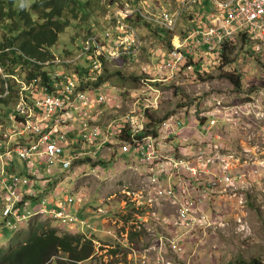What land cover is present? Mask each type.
Masks as SVG:
<instances>
[{
    "label": "rangeland",
    "instance_id": "obj_1",
    "mask_svg": "<svg viewBox=\"0 0 264 264\" xmlns=\"http://www.w3.org/2000/svg\"><path fill=\"white\" fill-rule=\"evenodd\" d=\"M34 1L36 0H15L18 5H31ZM81 1L83 3L85 0ZM92 1L94 8L88 5L90 15L87 21H84V14L81 13L80 19L68 27L66 32L59 37L58 44L52 48L56 56L55 60L43 65L46 64L44 68L49 72H56L62 67L61 70L71 73H75L77 69L79 73L83 69L87 70L89 74L104 71L105 78L109 80L106 85L101 87L93 78V82H87L83 86L89 95L88 100L76 98L71 101L69 107L68 105L64 107L65 110L72 108L76 118L60 127L67 135L66 142L69 143L67 152L61 158L72 159L77 147L83 151L90 149L87 138L96 127L103 129L104 136L96 143L97 150L92 154L94 158L84 155L78 159L79 161H73V168H65L63 162L48 161L45 156H42V159L33 160L21 158L18 160L19 164L16 168L18 174L15 175L27 178L28 172H30L28 166H33L35 175L41 177L50 176L48 170L52 169L54 171L52 177L55 178L53 186H55V182L59 181L60 187L64 189L63 194L53 197V200L63 202L65 207L69 208L71 213L79 219L84 218L89 221V226L80 225L65 229L62 223L48 214L50 210L47 208L50 204L48 202L45 209L48 210L47 213L27 218L17 228L7 227V223L12 222L10 218L3 219L2 224L5 223L6 227L0 229V248H9L10 243L21 245L28 238L31 224L43 222L45 225L60 230L59 234H80L85 239H93L96 258L88 260L86 264H150L158 256L157 250L146 247L147 249L144 250L146 253H139L130 250L129 245L135 243L138 248L150 246V229L155 231L165 229L162 214H166L167 208L146 207L128 194L129 190L143 185L144 165L138 164L131 152H125L121 147L123 146L122 139L130 138L131 134L126 133L125 129L119 133L118 128L122 120L119 122L117 120L135 108L140 109V95H147L153 101L156 97L155 93H160L159 108L152 112L156 113L155 117L148 116L145 123L142 116L133 117L131 120L133 133H135V129L141 130L146 124L149 128L148 137L157 143L156 146L161 143L160 147H162L166 143L167 136L163 123L167 119L170 121L172 118L177 119L175 115L179 114L183 119L189 118V120L178 134L181 137H186L189 144L198 148L200 144L193 137L198 134L194 119L201 114H210L215 110L218 118L216 117L212 134L217 150L224 151L226 156L229 154L236 156L238 153L241 157H246L250 165L249 168L255 167L258 172L256 178L244 177L241 179L236 193L237 198L228 188L225 193L216 197L214 203L206 205L220 206L230 202L229 199H234L235 202L241 200L240 205H234L236 209L232 210L230 206H220L218 209L225 210L226 214L232 212L235 223L232 217L229 222L235 225L233 226L235 229H240V226L244 225L247 228L248 237L234 235L233 228L230 226L225 229L221 227L220 230L217 229V232L214 229L208 233L200 231L193 242L188 240V246L184 250L187 253L196 252L194 257L188 258V255H185L186 258H181L176 255L170 262L173 264H264V100L257 96L258 90H264V84H262V80H264V49L257 52L253 43L249 42L246 45L236 42V44H231L227 50L228 60L231 63L225 65L224 61L221 67H217V63L212 57L204 56V66L213 62V65L207 68V74L202 75L199 79H193L187 73L179 72L176 78L156 87L160 90L159 92L153 91L158 82L148 81L147 78H156L155 65L164 64L163 60H169V51L178 44L177 40L180 39V36L187 34L193 26L207 24L206 22H209L207 18L212 13V16L220 18V12L214 9L213 0ZM14 6L16 7L15 3ZM204 11L207 14L202 15ZM163 12L177 14V18L180 16L179 23L172 29L175 31L173 34L159 31L142 21V17L137 16L138 13H141L145 19L155 23V27H163L162 24L154 20ZM123 14L134 17V24L127 21ZM123 27H126L127 30H123ZM122 33L124 37L121 38ZM1 35L0 43L3 38ZM89 39H95L93 40L95 43L98 41L101 46L97 44V48L101 47L102 51L107 52L106 54L111 53L112 60H106L102 68L96 69V71L89 67L92 63H88L84 56L87 48L91 44H95L90 43ZM233 46L236 48L231 49ZM171 47L172 49H170ZM187 56L192 57L187 62L197 63L199 61V58L194 59L191 51L187 53ZM192 67L194 70L201 69L200 66L192 65ZM20 69L26 71L24 68ZM1 71L0 68V75L4 74L7 78V75ZM52 72L49 73L51 80L55 75ZM226 73L241 75L245 85L256 88L251 92L253 97L240 93L234 83L228 79ZM94 75L92 74V76ZM19 83L20 87L15 82L5 87L6 91H9L16 84L14 94L11 93V95L17 97L15 99L4 97L3 102H0L2 105L0 115H3L0 116V147L4 150L7 149L11 134L16 130L12 121L8 120L17 114V111H23L25 104L29 108H34L32 102L26 99L27 93L34 97L33 91H28L32 83L27 79H22ZM24 88L27 89L23 90ZM19 89L21 90L20 98L17 94ZM37 95L39 96V94ZM101 95H105L107 100H101ZM5 100L9 103L3 106ZM87 101L94 103L92 106L91 104L84 105ZM36 102L37 100L35 105ZM142 107L144 108L145 104ZM110 108L111 110H109ZM102 111L107 114L100 116ZM211 118L210 116L205 117V123ZM74 128L81 133L77 140L72 137ZM108 135L109 138H107ZM21 137L24 138L20 135L16 138L23 140ZM138 137L143 136L138 134ZM27 141L33 142L34 139L28 137ZM20 148H24V145ZM12 156L9 155L10 158ZM14 157L17 158V156ZM230 159L233 163L230 162L229 171L235 175L237 172H234L231 166L236 164L237 159ZM6 161L7 156L0 154V179L1 174L3 175L5 171ZM7 177L9 178L8 175ZM43 180L44 178L39 179L38 182ZM80 186L85 188L82 196L77 193ZM65 195L72 197L73 201L64 202ZM45 197L50 198L49 194L42 193L38 198L33 199L29 204L30 209L35 204H43ZM205 197V192L201 190L203 201ZM25 198L24 196L23 203H27ZM80 198L84 203V211L75 210ZM3 201L5 199L0 197V217H2L1 204ZM86 207L89 208V211ZM99 207L104 210L102 209L100 212ZM107 209H109L108 213L105 212ZM209 210V208L206 209V211ZM251 221L254 225L251 224ZM77 228L78 230H76ZM211 232H214L215 235L213 236ZM201 236L204 239L199 241ZM152 244H157V242L152 240Z\"/></svg>",
    "mask_w": 264,
    "mask_h": 264
},
{
    "label": "built area",
    "instance_id": "obj_2",
    "mask_svg": "<svg viewBox=\"0 0 264 264\" xmlns=\"http://www.w3.org/2000/svg\"><path fill=\"white\" fill-rule=\"evenodd\" d=\"M213 2L222 11L220 12L221 20L219 24L218 18L208 30L193 33L185 41L177 40L178 44L174 45L171 50L169 60H163L164 64L155 65L156 78H147L148 81L155 80L158 82L153 91L159 92L160 90L156 89V87L176 78L179 72H185L195 78L197 70H194L192 66L189 68L185 67L186 64L184 63L190 59L187 56L189 51L192 52L194 57L200 56L201 53L196 51L197 49H202L203 45L208 48L206 54L212 56L226 42H232L239 34H243L250 39V43L254 44L257 52L264 49V0H213ZM176 16L178 17L177 14L163 12L161 15L156 16L154 20L169 27V29H173L177 21ZM123 30L126 31L127 28L123 27ZM93 40L95 39H91L89 42L95 43ZM189 40L192 42L190 46H188ZM97 44H99L98 41L95 44H91L87 51H93L97 55L96 69H100L103 65L100 62V57L109 55L111 59V53L106 54L107 52L102 51L101 47H99L101 46L100 44L97 48ZM208 65H213V62ZM0 68L2 69V67ZM1 73H4L3 69ZM54 74V79L50 80L46 89L51 90L54 87L56 92L39 93L34 108H29L25 104V109L19 115L15 114L9 119L16 130L11 134L10 141L7 143L8 156H12L16 152L21 158L28 159L33 152H36L37 156L41 158L45 156L48 161H54L59 160L65 153L67 135L63 133V128L60 127L69 119H73L74 113L72 108L65 110L64 107L67 105L69 107L71 101L76 98L88 100L89 95L84 89L77 94L78 86L76 80H67V77L62 79L64 73L61 71ZM35 83L36 81H33L31 86L37 91ZM11 93L12 90L10 89L0 97L8 98ZM155 94L156 97L153 101L147 95H140V109L137 110L135 108L120 116L117 120L118 122L122 120L118 128L119 133H122L127 126L131 128L130 138L123 140V150L127 153L131 152L136 162L144 165L143 185L129 190L128 194L140 204L167 208L166 214H162L165 229L161 231L150 229V246L138 248L135 243H131L129 248L139 253H146L144 250L148 247L150 249L153 248V250H157L158 256L150 264H173L170 260L176 255L181 258L185 257V255H188V258L194 257L195 252L187 253L184 250L188 246V240L193 242L197 237L195 233L200 231L208 233L210 230H217L219 227H224L228 224V221L220 215L218 207L230 206L233 210L236 209L234 205H240L241 200L235 202L234 199H229L231 203L228 202L220 206H216V204L215 206L206 205L214 203L216 197L225 193L228 188L236 196L241 179L244 177L249 179L256 178L258 172L255 167L249 168L250 165L246 157H241L238 153L236 156L232 154L226 156L223 153L224 151L217 150L212 134L216 117L218 118L215 110L210 114H201L194 119L198 134L193 135V137L200 144L198 148L189 144L186 137H181L178 134L189 120V118L183 119L179 114L175 115L177 119L172 118V121L167 119L163 123L167 136L165 138L166 143L162 147H160L161 143L156 146L157 143L148 137L149 128L146 124L141 130L135 129V133H133L132 118L142 116L145 123L150 111L152 112L159 107L161 94ZM257 96L264 100V90H258ZM100 99L107 100V97L101 95ZM149 102L152 103L148 104ZM143 104H145L144 108L142 107ZM150 108L153 109L150 110ZM208 116L212 118L205 123V117ZM100 132L101 129L98 128L95 135ZM138 134L143 137L139 138ZM19 135L27 139L28 137L38 139V142L33 145L32 141H27V145L24 148H20L22 146L20 145L15 150L9 149L11 142ZM90 138L94 139L92 136ZM107 138H109V135ZM84 154L80 152L75 155L74 159L65 160V168H69L75 159H79ZM230 158L237 159L236 164L231 166V169L237 172L235 175L229 171V164L230 162L233 163ZM22 180V176H15L14 179H9L5 171L3 175L1 174L0 197H3L5 201L1 204L2 217H0V226L2 218L15 219L13 227L17 228L27 218L47 213L48 211L45 210L46 204L53 197H45L43 204L36 207L33 206L32 209L27 203H23L24 196L32 198L33 201V199L38 198L42 194L41 191L43 189L25 192L22 190V186L26 185L27 181ZM201 190L206 195L204 201L201 199ZM77 193L82 195L84 192L78 189ZM72 201L73 199L70 196H67L64 200V202ZM205 206L210 210L206 211L207 208ZM102 209L99 207L98 210L102 212ZM105 212L108 213L109 209ZM48 214L66 228L79 227L80 225L89 226V221L84 218L79 219L71 213L69 208L65 207L63 202H60L59 207L49 210ZM13 219L11 220L13 221ZM7 224L9 226L11 222ZM238 230L247 232L244 225H241ZM199 238V241L204 239L203 236ZM152 240L157 242V244L153 245Z\"/></svg>",
    "mask_w": 264,
    "mask_h": 264
},
{
    "label": "trees",
    "instance_id": "obj_3",
    "mask_svg": "<svg viewBox=\"0 0 264 264\" xmlns=\"http://www.w3.org/2000/svg\"><path fill=\"white\" fill-rule=\"evenodd\" d=\"M14 3L16 4V7L14 6ZM88 5L91 8H94L92 0H85L83 3L81 0H36L31 5H18L15 0L0 1V35L2 34L1 36H3L2 42L0 43V64L7 74V78L3 74L0 75V84L2 85L0 94L5 93L6 85H12V82H15L17 86L20 87L19 80L22 79H27L30 83L36 81L35 86L37 87L38 93L43 92L46 94L45 92H56L54 91L56 89L54 87L51 90L46 89L51 80L49 76V73L51 72L46 71L44 68L45 65L43 64L50 62L53 59L55 60L56 56L53 53L52 48L58 44L60 40L59 37L66 32L68 27L80 19L81 13L84 14V21H87V18L90 15ZM205 14L207 13L204 11L202 15ZM140 15L141 13L137 14L138 17H142V21H145L149 26L151 25L152 27L157 28L159 31L168 32L169 34L175 32L165 26L155 27V23ZM123 17L127 21L133 23L134 17H129V15L125 14H123ZM179 21L180 16L177 20V24ZM195 28L196 27L193 26L189 32L193 31ZM189 32L182 37L180 36V39L184 40ZM176 35L178 34L176 33ZM238 42L248 45L251 41L245 35H242ZM231 44H236V41L226 42L221 48L219 56L212 58L217 63V67H221L224 61L225 65L231 63V61L228 60L229 56L227 55V50H229L228 48ZM235 48L236 46H233L231 49ZM170 49H172V47ZM170 52L171 51H169V53ZM84 56L87 58L86 60L88 63H92L89 67L94 68V71H96V63L98 62L97 55L93 51H85ZM109 59V55L102 56L100 57V62L104 64V62ZM190 59H192V57H190ZM201 64L202 62L200 60L197 63L190 61L187 62L185 67L189 68L192 65L200 66ZM20 68H24L26 71L24 72ZM62 68H60V70ZM61 72L64 73L62 79L67 77V80L79 79L83 76L81 86L92 81L93 78H95L94 81L101 87L106 85V82L109 81L105 78L104 71H102V73H92L95 74L94 76L89 74L87 70L83 69L81 70V73L78 72V69L75 73L66 72L65 70H62ZM204 74H207V72H202L201 69H197L195 74L196 77L193 79H199ZM226 75L228 76V79L234 83L235 88L242 94L250 95L252 94L251 92L256 89L253 86L250 88L245 85L241 75H231L230 73H226ZM16 84H14L15 88ZM262 84H264V80H262ZM14 87H11L13 94ZM20 93L21 90L19 89L17 91L19 98L21 97ZM32 94L34 97L27 93L26 99L29 102H32L31 104L35 106L37 95L35 93ZM10 97L11 99H15L17 96L13 97V95H11ZM248 97L251 98V96ZM3 100L4 98L0 97V102H3ZM6 103H9V101L5 100L3 106H5ZM1 107L2 105L0 104V108ZM152 112L150 111L149 117L152 115L151 117L154 118L156 113L154 114ZM20 113L21 111H17V115ZM125 132L131 134V128L127 126ZM22 139L23 140L16 138L12 141L9 145V149L15 150L20 145L26 146L27 138L24 137ZM92 148L93 147L90 145V149L87 151ZM7 152V150L0 147V154H5L7 156L5 164L6 176L8 175L9 178L14 179L15 175L18 174L16 168L19 164L18 160L21 159V157L15 152L14 156H17V158L14 156L10 158L7 155ZM14 225L15 219H13L11 225L7 227H13ZM5 227L6 224L3 223L1 224L0 229H4ZM59 231L60 230L45 225L43 222H35V224H31L28 238L24 243L21 245L10 243L9 248H0V264H86L88 260L96 258L93 239H85V237L80 234H59Z\"/></svg>",
    "mask_w": 264,
    "mask_h": 264
},
{
    "label": "bare ground",
    "instance_id": "obj_4",
    "mask_svg": "<svg viewBox=\"0 0 264 264\" xmlns=\"http://www.w3.org/2000/svg\"><path fill=\"white\" fill-rule=\"evenodd\" d=\"M213 6H214V9H216L218 12H222V11H220L217 7H216V5H215V3L213 2ZM211 16H212V14L211 15H209L208 16V18H207V21L209 20V22H206L207 24H204V26H196V28L193 30V31H191V32H189V34H188V36L184 39V40H182V41H185V40H187L193 33H196V32H203V31H206V30H208L210 27H211V23H212V19H211ZM177 20H178V18H177ZM220 20H221V16H220V18H219V20H218V24H219V22H220ZM176 24H177V21H176ZM176 24H175V26H176ZM162 26H164V25H162ZM174 26V27H175ZM166 27V26H165ZM168 29H169V27H167ZM172 30V29H171ZM243 34H239L238 35V37L234 40V41H236V42H238L239 40H240V38H241V36H242ZM244 36V35H243ZM122 37H124V34L122 33L121 34V38ZM192 44V42L189 40L188 41V46H190ZM225 45V44H224ZM223 45V46H224ZM222 46V47H223ZM221 47V48H222ZM221 48H219L218 50H217V52H215L212 56L211 55H207L206 54V51H207V46L206 45H203V48L202 49H197V51L196 52H199V53H201V55L199 56H197V57H194V59L195 58H199V60L202 62V64L200 65V68L202 69V71L203 72H206V70H207V68L210 66V65H206V66H204L203 65V63H204V56H210V57H218L219 56V52L221 51ZM66 71V70H65ZM67 72V71H66ZM82 78H83V76L81 77V78H79V79H74V80H76V83H77V86H78V88H77V90H76V93L77 94H79V93H81L82 92V90H83V86H81V84H82ZM54 79V78H53ZM19 82H20V80H19ZM27 88H24L23 90H26ZM33 91L32 93H35L36 95L37 94H39L37 91H35L33 88H32V86H30L29 88H28V91ZM37 97H38V95H37ZM102 100V99H101ZM104 100V99H103ZM94 102H91V101H87V102H85V104L84 105H89V104H91V106H92V104H93ZM36 106V105H35ZM34 106V107H35ZM102 114H104V112L102 111V112H100V116L102 115ZM76 117H73V119H75ZM72 119H69L66 123H64L63 125H67L70 121H71ZM101 129V132L100 133H98L97 135H95V132H96V130L97 129ZM93 137L94 139H91L90 137ZM103 129L101 128V127H96L95 129H94V131L91 133V135L87 138V142L89 143V145H91L93 148L91 149V150H89V151H83L82 149H80V148H76L75 149V154H74V157H75V155L77 154V153H80V152H83V153H85L84 155L85 156H89V157H92V158H94L93 156H92V154L97 150V148H96V143L101 139V138H103ZM37 142H38V139H34V141L32 142L33 143V145H36L37 144ZM122 142H123V139H122ZM67 143V145H69V143H68V141L66 142ZM122 147V146H121ZM67 152V147H66V151H65V153ZM65 153L63 154V155H65ZM62 155V156H63ZM83 155V156H84ZM61 156V157H62ZM82 156V157H83ZM74 157L72 158V159H74ZM82 157H80L79 159H81ZM37 158H41V157H39V156H37V154H36V152H33L32 153V155L28 158V159H24V160H33V159H37ZM23 159V158H22ZM42 159V158H41ZM65 160H69L68 158H60L59 160H54L53 162H56V161H59V162H63L64 163V161ZM74 161H79L78 159H75ZM65 165V164H64ZM63 165V166H64ZM72 165H73V162H72ZM70 166L69 168H67V169H70V168H73V166ZM29 168H30V172H28V179H29V181L27 182V186H29L30 187V189L31 190H36V185H37V182H38V180L39 179H42V178H44V176H38V175H35V173H34V168H33V166H28ZM65 167V166H64ZM35 175V176H34ZM37 176V177H36ZM39 177V178H38ZM27 178H25V179H27ZM22 179L24 180V177H22ZM36 179V180H35ZM43 186H44V184H43ZM80 190H82V192L84 191L83 189H80ZM142 205H145V204H142ZM146 207H148L147 205H145ZM218 211L220 212V215L224 218V219H226L227 221H228V224H226L223 228L225 229V228H227V227H232L233 228V231H234V235H241V236H246V237H248V235H247V233L245 232V231H239L238 229H235L233 226H235V225H233V224H231L229 221H230V217H232V220L234 221V223H235V218H234V215H233V213L231 212V213H229V214H226L225 213V210H222V209H218ZM3 219H6V218H2V221H3ZM251 224H252V221H251ZM248 225H249V221H248ZM252 225H254V223L252 224ZM249 227V226H248ZM252 227H254V226H252ZM219 228H221V227H219ZM218 228V229H219ZM251 228V227H250ZM247 229V228H246ZM254 229V228H253ZM220 230V229H219ZM216 232H217V230H215ZM252 231V230H251ZM229 233H230V231H229ZM228 233V234H229ZM233 233V232H232ZM249 233H251V232H249ZM199 234V232H197V233H195V235H198ZM252 234V233H251ZM232 235V234H231ZM252 236V235H251ZM234 237V236H233ZM237 237V236H236ZM240 237V236H239ZM249 237H250V235H249ZM256 237V236H255ZM238 239V238H237ZM240 239V238H239ZM252 239H254V238H252ZM258 240V239H257ZM250 243V242H249ZM262 244V243H261ZM254 245V244H253ZM196 253V252H195Z\"/></svg>",
    "mask_w": 264,
    "mask_h": 264
},
{
    "label": "crops",
    "instance_id": "obj_5",
    "mask_svg": "<svg viewBox=\"0 0 264 264\" xmlns=\"http://www.w3.org/2000/svg\"><path fill=\"white\" fill-rule=\"evenodd\" d=\"M109 110H111V108ZM106 114L107 113L102 114L101 116H104ZM80 134L81 133L79 132V130H77L76 128H74V133L72 134V137L74 138V140H77V138L79 137ZM53 174H54V171L52 169L48 170V175H50V176H47L46 175V176H44V180L43 181L37 182L36 190H39L40 191V189H43L41 192L44 193V194H49L50 197H56L57 195L59 196V195L63 194L62 192L64 191V189H62L60 187V184H59V181L58 180H56L58 182L57 183L55 182V186H53L54 179H55V178L52 177ZM22 181H27L28 182L29 179L27 178V179H24ZM43 184H44V186H43ZM79 188L80 189H83L85 191V188H83L82 186H80ZM22 190L25 191V192H28L31 189H30L29 186L24 185V186H22ZM25 197H26L25 200H26L27 204L29 205L30 202L32 201V198H29L28 196H25ZM66 197H67V195H65V199H66ZM60 202L61 201H56L55 202L53 199H51L50 200V204H49V206L47 208L50 209V210L51 209H54V208H57V206L59 207ZM56 203H57V205H56ZM83 204L84 203H83L82 199L80 198L79 199V202L75 206V210H77V209H78V211L83 210ZM36 206H38V205L35 204L34 207H36ZM86 209H87V211H89V208L88 207H86ZM76 230H78V228Z\"/></svg>",
    "mask_w": 264,
    "mask_h": 264
},
{
    "label": "clouds",
    "instance_id": "obj_6",
    "mask_svg": "<svg viewBox=\"0 0 264 264\" xmlns=\"http://www.w3.org/2000/svg\"><path fill=\"white\" fill-rule=\"evenodd\" d=\"M213 14V13H212ZM211 19H212V23H211V26L217 21V17L216 16H212L211 17ZM91 39H89V41H90ZM100 41V40H99ZM46 65V64H45ZM61 66V65H60ZM0 67H2L1 66V64H0ZM2 69H3V71H4V73H5V70H4V68L2 67ZM58 71H62V70H58ZM58 71H56V72H52V71H50V72H52V73H57ZM6 74V73H5ZM4 75V74H3ZM7 75V74H6ZM159 108V107H158ZM157 109V108H156ZM171 114V113H170ZM169 114V115H170ZM78 189H80V188H78ZM66 228V227H65Z\"/></svg>",
    "mask_w": 264,
    "mask_h": 264
},
{
    "label": "flooded vegetation",
    "instance_id": "obj_7",
    "mask_svg": "<svg viewBox=\"0 0 264 264\" xmlns=\"http://www.w3.org/2000/svg\"><path fill=\"white\" fill-rule=\"evenodd\" d=\"M211 234L214 236L215 235V233L214 232H211Z\"/></svg>",
    "mask_w": 264,
    "mask_h": 264
}]
</instances>
